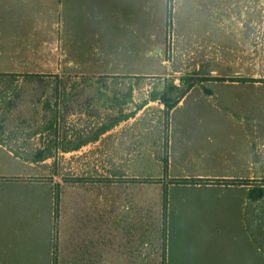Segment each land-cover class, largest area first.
I'll return each instance as SVG.
<instances>
[{
    "label": "crops",
    "instance_id": "1",
    "mask_svg": "<svg viewBox=\"0 0 264 264\" xmlns=\"http://www.w3.org/2000/svg\"><path fill=\"white\" fill-rule=\"evenodd\" d=\"M92 2L104 4L108 10L104 14L93 12ZM126 3L132 6L131 10L122 8ZM170 10L175 17V30L169 42L165 28L166 12ZM203 17L211 21L212 28L218 27L221 36L232 35L235 46L221 47L225 41L215 40L213 32L208 30L204 37L195 29L197 19ZM252 35L259 38L256 43L264 57V0H0V68H15L0 69V73H28L24 69L28 67L61 68L57 72L62 74L47 76L59 83L52 102L57 118L54 128L60 136L58 145L68 143L65 148L58 146L56 155L78 152L104 136V157L109 162H157L165 144L163 118L150 128L153 132L148 146L141 147L139 136L131 142L125 139L135 138V134L128 133L131 130H141V115L150 103L131 114L117 106L108 107L113 111L106 112L108 118H102L98 126L84 128L100 131V138H88L74 145L69 133L77 130L70 125L73 118L93 117L97 112L87 99L80 102L79 94H86L87 89L83 84L154 78L161 76V68L166 66L252 65L251 53L243 52L244 58L237 60L239 43L252 50ZM247 60L249 63L243 62ZM10 77L0 75V80ZM20 77L43 78L32 73ZM77 83L80 85L69 86ZM196 87L199 85L193 86L170 112L166 135L170 155L190 158L193 155H188L186 145L197 147V134L202 133L204 125L176 128L173 124L175 113L185 106ZM8 95L0 106V264H187L179 256L176 227H245L264 211V185L256 186L253 181L264 179V136L256 138L254 149L250 146V155L257 152L263 156L257 170L252 168L251 160L248 171L237 161L240 164L234 165L235 171L226 173L169 172L166 196L165 189L158 186L119 185L117 180L104 188H66L57 193L43 182L16 176L6 169L7 164L11 166L20 159L19 152L23 150L13 145L11 135L12 131H26L28 126L13 123L14 101L11 92ZM200 95L197 93V98ZM160 107L164 110V106ZM133 123L136 127L130 128ZM64 131H68V136H64ZM116 131L122 132L120 138L105 139ZM191 132L192 139L188 137ZM47 149L45 145L38 148L35 160L45 162L55 156ZM122 177L157 178L137 173ZM173 179L212 181L184 184L173 183ZM223 180L244 182L228 184ZM94 217L99 223H93ZM220 235L212 242L216 250L227 242ZM230 238L237 252L227 255L233 260L231 264H251L246 255L247 240L239 249L238 238ZM196 249L192 264H201L205 262L200 258L202 250L198 246ZM222 252L216 260L223 259Z\"/></svg>",
    "mask_w": 264,
    "mask_h": 264
},
{
    "label": "rangeland",
    "instance_id": "2",
    "mask_svg": "<svg viewBox=\"0 0 264 264\" xmlns=\"http://www.w3.org/2000/svg\"><path fill=\"white\" fill-rule=\"evenodd\" d=\"M122 8L131 10L132 6L126 3L122 4ZM91 9L93 12L104 14V10H108V7L104 4L92 2ZM110 10L118 9L111 8ZM167 17L168 21L166 19L165 29L170 42V38L172 36L174 38L175 30V17L172 10L168 13L166 12ZM173 17L174 24H172ZM106 21L104 20V22ZM197 22L198 26H195V29L202 32L204 37L206 32L210 30L215 35V40L221 39V41H225V45L221 43V47L233 48L235 46L233 36L223 34L221 36L218 27L214 26L212 28L213 26L209 19L203 17V19H197ZM252 39V50L244 49L241 43L237 47L240 50L237 56L238 62H240L241 58H244V53H251L252 61L250 62L252 65L166 66L161 68V71H163L162 75L154 78H121L107 80V82L83 84L87 86V89L86 94L84 93L85 91L79 94L82 100L80 102L84 103L83 100L87 99L91 103L89 106L97 110V112L94 111L96 113L93 114V117L77 115L73 118L74 121L70 125L77 130L69 133L70 139L75 140L74 145L78 146L88 138H93V140L96 137L100 138V131L91 132L84 130V128L87 125L91 126V124L98 126L97 124L102 121V118H108L109 116L106 112H113L108 107L117 106L126 109L127 114H131L135 109L150 103L146 111L141 115L143 123L140 126L141 130L136 129L128 132L135 134L133 139L132 137H125L128 142H131L139 136L141 147L148 146L150 134L153 132L150 128L160 124L162 118L164 119L165 133L168 135V118L162 97L166 96L169 99L176 100L191 86L199 85L191 93L185 106L178 109L173 117V124L176 128L180 125H204L201 127L202 133L199 132L197 134V147L191 149V146L186 145L185 150L188 151V155H193L190 158L170 155L168 136L166 135L164 137L163 155L157 162L153 160L136 164L126 161L109 162L104 157V136L100 138L98 143L82 148L78 152L56 155L58 154V146L59 148H65L68 147V143L64 142L62 146L58 145L60 136L54 128L57 118L52 111V102L53 93L59 83L55 79L47 78V76L62 74V71L57 72L61 68L28 67L24 68L28 73L3 74L11 77L7 80H0V106L3 107L5 98L9 96L8 92H11L14 101L13 123H24L28 126L26 131H12L13 145L21 147L20 149L23 151L19 152L21 153L20 159L11 163V166L7 164L6 169L16 176L21 175L27 179L43 182L45 187H53L57 193L66 188H104V186L111 185L116 180L119 185L158 186L162 190L165 189L166 192L169 186V181L167 180L169 172L174 175L186 172L226 173L235 171L232 168L235 167L234 165L240 164L237 161L241 162V166L245 167L244 171H248L251 160L254 162L252 168L257 170V167L260 166V158L263 156L257 152H253L250 155V146L253 145L254 149L256 138L264 136V57L260 56L262 51L259 43H256L259 38L256 35H252ZM227 53L229 54V52ZM243 62L249 63L248 60ZM0 69L12 70L15 68ZM30 73L39 74L43 78L22 79L20 77L22 75L27 76ZM184 77L188 79L182 83V78ZM228 79L238 80L239 82H215ZM72 85H80V83L69 84V86ZM203 90L205 93L202 92ZM4 92L7 94H4ZM197 93L202 95L197 98ZM161 105L164 106V110L161 109ZM1 115L2 113L0 112ZM134 124L129 125V127L135 128ZM209 125H214L215 127H210ZM209 135L211 138L208 137ZM64 136H68V131H64ZM120 136H122V132L116 131L105 137V139H116L120 138ZM192 136L193 132L188 135L191 139ZM44 145L48 146V152H52L55 156L46 159L45 162H38L35 160L36 150ZM190 149L194 150V152L190 153ZM165 160H168L167 170L165 169ZM136 173L157 178L135 179L122 177ZM253 181L257 183L256 186L264 185V179ZM99 208L100 206L96 207L95 210ZM95 218H92L93 223H99L100 220L98 218L95 220ZM218 231H220L221 235ZM175 233H178L180 238L181 251L179 256H182L181 261L184 263L192 264L196 260L193 254L196 253V246H198V249L202 250L200 258L205 261L201 264H231L233 260L231 257L228 258L227 255L237 252L234 249L236 244L232 242L233 239L230 237H237V241H239L237 248L239 249L242 248V243H244L245 239L247 240L246 255L251 264H264V211L259 218L248 221L245 227L178 226ZM219 235L223 236L227 241L222 245L224 250L223 248L216 250L213 247V239ZM240 241L242 242L240 243ZM221 252L222 254L225 253L224 255L226 256H221L223 259H218L217 257L216 260V256H218V253L221 254Z\"/></svg>",
    "mask_w": 264,
    "mask_h": 264
},
{
    "label": "trees",
    "instance_id": "3",
    "mask_svg": "<svg viewBox=\"0 0 264 264\" xmlns=\"http://www.w3.org/2000/svg\"><path fill=\"white\" fill-rule=\"evenodd\" d=\"M3 74H7V73H0V75ZM188 78L184 77L182 78V83L187 81ZM207 80V79H206ZM193 86H191L180 98H177L176 100H172L167 98L166 96L162 97V100L164 101L163 103L165 104L166 107V116L168 118V123H169V116H170V112L172 111V109H174V107H176L178 105V103L181 101V99L188 93V91L192 88ZM165 169L167 170L168 168V160H165ZM173 183H192V184H197V183H209L212 180H205V179H173L171 180ZM222 182L224 183H228V184H237L240 182H244L241 180H223ZM165 196H166V192H165ZM165 210L167 208V199L165 198Z\"/></svg>",
    "mask_w": 264,
    "mask_h": 264
}]
</instances>
